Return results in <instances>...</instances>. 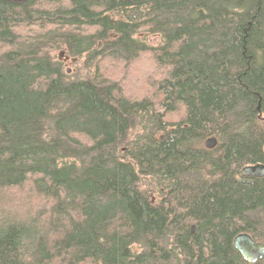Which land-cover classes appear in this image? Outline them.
<instances>
[{"label": "trees", "instance_id": "1", "mask_svg": "<svg viewBox=\"0 0 264 264\" xmlns=\"http://www.w3.org/2000/svg\"><path fill=\"white\" fill-rule=\"evenodd\" d=\"M257 164L264 0H0V264H264Z\"/></svg>", "mask_w": 264, "mask_h": 264}, {"label": "water", "instance_id": "2", "mask_svg": "<svg viewBox=\"0 0 264 264\" xmlns=\"http://www.w3.org/2000/svg\"><path fill=\"white\" fill-rule=\"evenodd\" d=\"M20 1V0H17ZM217 144L216 138H210L206 142L208 148H214ZM245 176H263L264 165H250L242 169ZM235 248L240 252L243 259L249 263H255L264 257V246L257 244L248 233H241L234 239Z\"/></svg>", "mask_w": 264, "mask_h": 264}, {"label": "rangeland", "instance_id": "3", "mask_svg": "<svg viewBox=\"0 0 264 264\" xmlns=\"http://www.w3.org/2000/svg\"><path fill=\"white\" fill-rule=\"evenodd\" d=\"M62 59H63V58H62ZM63 60H64L65 63H66V69L68 70V73H69V74L73 75V74L76 73V72H80V75H83V74L85 73V70H84V69H77V68H79V66L76 65V62H78L77 60H74V59H72V58H64ZM206 142H207V140L204 141V142L202 143V146H203L204 148L209 149V148L206 146ZM216 145H217V144H216Z\"/></svg>", "mask_w": 264, "mask_h": 264}]
</instances>
